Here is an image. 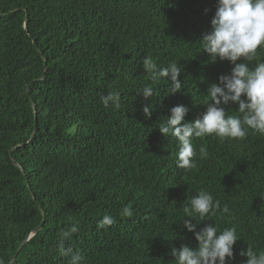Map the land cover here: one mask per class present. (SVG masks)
I'll use <instances>...</instances> for the list:
<instances>
[{
	"label": "trees",
	"instance_id": "obj_1",
	"mask_svg": "<svg viewBox=\"0 0 264 264\" xmlns=\"http://www.w3.org/2000/svg\"><path fill=\"white\" fill-rule=\"evenodd\" d=\"M216 4L0 0V264H9L38 226L13 264H68L58 236L73 224L79 231L65 247L84 264H175L172 247H197L185 220L198 229L235 227L240 239L228 264H244L248 246L264 251V135L194 138L196 167L189 171L176 167L175 138L159 132L174 106L189 108L187 121L197 119L209 84L231 72L227 61L209 63L200 40ZM145 56L158 67L176 62L181 91L171 93L166 79L154 83ZM259 62L262 49L249 67ZM145 86L154 92L148 99L138 94ZM112 91L120 93L119 106L105 108L101 97ZM148 104L151 119L143 114ZM236 107L227 113L240 115ZM202 189L229 212L192 216L189 200ZM127 205L130 217L121 214ZM105 214L115 224L97 229Z\"/></svg>",
	"mask_w": 264,
	"mask_h": 264
},
{
	"label": "clouds",
	"instance_id": "obj_2",
	"mask_svg": "<svg viewBox=\"0 0 264 264\" xmlns=\"http://www.w3.org/2000/svg\"><path fill=\"white\" fill-rule=\"evenodd\" d=\"M200 40L203 51L209 55V63L227 61L232 68L229 74L220 75L218 82L209 84V102L197 119L187 121L189 108L177 105L171 108V115L159 126V132L165 138L171 136L178 144L176 167L189 171L196 167L194 138L214 135L221 142L226 139L243 140L249 130L264 135V62L257 63L254 68L249 67V62L258 58V49L264 50V0H217L211 30ZM142 63L154 83L166 79L172 85L171 93L181 91L179 77L182 69L176 62L158 67L152 57L145 56ZM138 94L148 99L154 94L153 88L145 86ZM101 100L105 108L118 107L120 93L109 92ZM229 105H236L240 115L228 114ZM143 114L145 119H151L150 104L143 107ZM199 153L206 156V148L201 146ZM189 205L191 215H198L201 220L209 215L215 216L217 211L222 214L229 212L227 205L221 208L220 201L214 200L213 195L203 189L190 198ZM121 214L130 217L131 206H124ZM115 222L113 216L105 214L97 221L96 228L107 230ZM198 225L192 220L184 221V227L193 233L197 247H172L170 254L175 264H228L234 257V245L240 239L235 227L218 230L217 226L205 223L198 229ZM78 231V225L73 224L61 229L58 236V251L68 258V264H84L85 258L81 254L65 247V241ZM241 255L247 258L244 264H264V251L257 253L248 246Z\"/></svg>",
	"mask_w": 264,
	"mask_h": 264
},
{
	"label": "water",
	"instance_id": "obj_3",
	"mask_svg": "<svg viewBox=\"0 0 264 264\" xmlns=\"http://www.w3.org/2000/svg\"><path fill=\"white\" fill-rule=\"evenodd\" d=\"M26 21H27V16L24 17V29H25V30H26ZM32 45L35 47V44H34L33 41H32ZM35 50H36V52L39 54V51H38V49H37L36 47H35ZM44 71H45V66H44ZM42 79H43V76H42V78H41L40 80H42ZM28 87H29V85L27 86V89H28ZM26 95H27V98H28L29 104H30V106H31V108H32V110H33V112H34V115H35V109H34L33 103H32V101L30 100L29 95H28L27 92H26ZM34 127H35V116H34ZM33 134H34V132H33L32 135L30 136V140L32 139ZM12 164H13L16 168H18V169L21 171V168H20L16 163L13 162ZM26 184H27V188L29 189V186H28V183H27V182H26ZM29 193L31 194L30 190H29ZM31 198H32V197H31ZM39 211H40L41 215L43 216V212L41 211V209H39ZM39 229H40V226H38L36 229H34V230L31 232V234L28 235V236L24 239V241H23V242L21 243V245L19 246L17 252H16V253L13 255V257L11 258L9 264H13V262H14V260H15V257H16V255H17V253L20 251L21 247H22L27 241H29V239H30L32 236H34V235L39 231Z\"/></svg>",
	"mask_w": 264,
	"mask_h": 264
},
{
	"label": "bare ground",
	"instance_id": "obj_4",
	"mask_svg": "<svg viewBox=\"0 0 264 264\" xmlns=\"http://www.w3.org/2000/svg\"><path fill=\"white\" fill-rule=\"evenodd\" d=\"M210 26H211V25H210ZM194 45H195V44H194ZM192 47H193V46H192ZM201 50H202V49H201ZM199 57H200V56H199ZM201 57H202V56H201ZM201 57H200V58H201ZM205 63H207V62H205ZM201 69H202V68H201ZM195 76H196V75H195ZM204 76H205V75H204ZM205 77H206V76H205Z\"/></svg>",
	"mask_w": 264,
	"mask_h": 264
}]
</instances>
